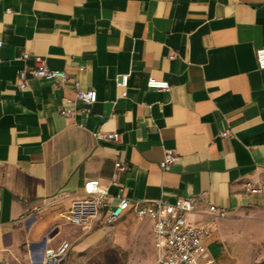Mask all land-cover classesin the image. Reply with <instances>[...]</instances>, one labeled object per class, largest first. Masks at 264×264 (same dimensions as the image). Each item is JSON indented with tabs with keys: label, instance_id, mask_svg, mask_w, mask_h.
I'll use <instances>...</instances> for the list:
<instances>
[{
	"label": "crops",
	"instance_id": "crops-1",
	"mask_svg": "<svg viewBox=\"0 0 264 264\" xmlns=\"http://www.w3.org/2000/svg\"><path fill=\"white\" fill-rule=\"evenodd\" d=\"M0 41V260L38 264L68 242L66 264H86L95 249L144 243L155 264L149 219L126 214L92 230L66 221L91 182L108 191L111 207L118 194L193 197L194 225L210 220L212 205L226 218L264 215V194L246 191L248 182L264 183V70L256 57L264 0H0ZM36 58L70 82L28 77L21 90L18 72ZM149 78L170 90L148 89ZM74 81L97 93L88 116ZM63 108L75 115L63 117ZM110 133L120 140L105 139ZM168 150L177 160L163 171ZM118 163L127 170L114 180Z\"/></svg>",
	"mask_w": 264,
	"mask_h": 264
},
{
	"label": "built area",
	"instance_id": "built-area-1",
	"mask_svg": "<svg viewBox=\"0 0 264 264\" xmlns=\"http://www.w3.org/2000/svg\"><path fill=\"white\" fill-rule=\"evenodd\" d=\"M3 47L0 41V49ZM257 63L260 70H264V48L256 53ZM30 56L24 54L22 59L29 60ZM170 59H174L171 57ZM83 69L80 68V71ZM20 89L25 90L28 86V77L42 80L56 87H65L70 82L67 73L50 69L42 59H34V66L18 72ZM130 75H121L117 80V86L124 91L121 98H127ZM73 88L77 100L84 106L82 113L90 115L93 106L97 103V93L93 89L81 90L78 81L73 82ZM147 88L160 92L169 91L170 85L165 81L153 78L147 80ZM75 110L63 108L60 114L69 119L75 115ZM229 133H222V137H228ZM109 141H119L118 133H110L105 136ZM177 156L175 151L168 150L165 153L160 167L166 171L171 167ZM127 170V166L116 164L113 179L116 180L118 173ZM246 191L251 195L264 194V183H246ZM110 195L98 182L87 185L85 196L74 200L70 211L65 216L66 221L75 226H82L86 230H92L96 226L111 227L126 214L143 221L149 219L152 223L154 247L156 250L155 264H214V259L206 244V239L212 234L217 221L225 219L227 214L223 209L215 205L210 206L206 215L207 222L199 225L191 224L188 217L198 213L195 199L186 197L178 199L175 203L166 200L159 201H137L128 199L118 194L115 198L116 205L110 206ZM71 250V244L63 242L58 248L46 251L43 264H66V259ZM0 264H10L8 261L0 260Z\"/></svg>",
	"mask_w": 264,
	"mask_h": 264
},
{
	"label": "rangeland",
	"instance_id": "rangeland-1",
	"mask_svg": "<svg viewBox=\"0 0 264 264\" xmlns=\"http://www.w3.org/2000/svg\"><path fill=\"white\" fill-rule=\"evenodd\" d=\"M219 221L214 232L219 250L215 264H264V215ZM149 245L143 243L129 251L95 249L86 254V264H153Z\"/></svg>",
	"mask_w": 264,
	"mask_h": 264
},
{
	"label": "trees",
	"instance_id": "trees-1",
	"mask_svg": "<svg viewBox=\"0 0 264 264\" xmlns=\"http://www.w3.org/2000/svg\"><path fill=\"white\" fill-rule=\"evenodd\" d=\"M210 250H211V253L213 254V257L215 259H218L219 258V250H218V247L216 245H213V246H211Z\"/></svg>",
	"mask_w": 264,
	"mask_h": 264
},
{
	"label": "water",
	"instance_id": "water-1",
	"mask_svg": "<svg viewBox=\"0 0 264 264\" xmlns=\"http://www.w3.org/2000/svg\"><path fill=\"white\" fill-rule=\"evenodd\" d=\"M42 245L44 246L45 245V241L42 243ZM38 264H43V259H41Z\"/></svg>",
	"mask_w": 264,
	"mask_h": 264
}]
</instances>
